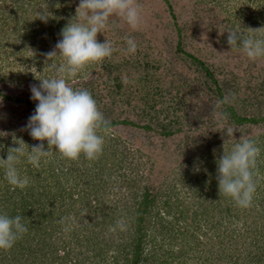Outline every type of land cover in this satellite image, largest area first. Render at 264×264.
<instances>
[{
    "label": "trees",
    "instance_id": "16d2710c",
    "mask_svg": "<svg viewBox=\"0 0 264 264\" xmlns=\"http://www.w3.org/2000/svg\"><path fill=\"white\" fill-rule=\"evenodd\" d=\"M135 1L139 27L111 18L97 39H108L113 54L67 77L57 72L63 58L47 54L79 0H0V160L16 141L28 151L41 143L6 127V111L16 119L37 102L9 93L5 82L65 75L91 92L106 121L94 160L61 158L55 148L39 168L22 158L23 189L12 190L0 164V212L21 215L28 228L0 250V264H264V57L251 60L222 39L233 28H262L252 34L264 38V0H252L253 16L236 15L239 0ZM225 97V126L261 149L248 208L221 197L216 179L224 147L243 135L226 136L213 119ZM204 222L214 238L198 253L192 241Z\"/></svg>",
    "mask_w": 264,
    "mask_h": 264
},
{
    "label": "clouds",
    "instance_id": "9594fccd",
    "mask_svg": "<svg viewBox=\"0 0 264 264\" xmlns=\"http://www.w3.org/2000/svg\"><path fill=\"white\" fill-rule=\"evenodd\" d=\"M41 10L39 18L46 22L48 10ZM113 17L120 18L132 29H137L141 23L140 9L135 0H79L76 15L62 29V38L55 49L47 54L49 58L60 56L65 61L57 72L72 77L85 67L110 57L114 51L111 42L108 39L99 42L97 36L98 33L104 34ZM248 29L249 32H241L238 28L227 31L231 49L239 47L251 60L264 57V38L252 34L262 28ZM127 45V52H136L137 44L133 38H127ZM38 80L41 82L39 85L30 86L31 99L37 103L25 127L33 139L41 143L28 151L24 147L26 143L19 139L23 142L16 141L18 146L9 149L7 159L0 160L4 166V178L12 190L17 187L23 189L29 183L17 167L22 158L33 168H39L42 160L52 154L53 148L61 158L72 161L79 160L81 156L94 160L103 151L104 137L97 130L106 121L91 92L74 89L65 75ZM227 102V97L217 101L213 119L220 125L221 132L231 137L239 129L224 124L227 116L220 109ZM43 141H47L48 150H45ZM260 152L257 142L244 133L230 151L224 147L223 155L216 161L221 197L234 201L241 208L252 205L257 190L255 169ZM118 223L124 227L122 222ZM27 231L21 215L10 216L0 212V250L11 249Z\"/></svg>",
    "mask_w": 264,
    "mask_h": 264
},
{
    "label": "rangeland",
    "instance_id": "374dc122",
    "mask_svg": "<svg viewBox=\"0 0 264 264\" xmlns=\"http://www.w3.org/2000/svg\"><path fill=\"white\" fill-rule=\"evenodd\" d=\"M135 2H139V1H135ZM239 5L238 7H236V9H239V12L237 11L236 15L242 16V14H240V10H245V14L246 16H253V14H255V12L257 11V5L251 0H239ZM68 3V2H67ZM232 5H234L232 3ZM236 11V10H235ZM254 18V17H253ZM242 20V18L240 19ZM228 33V32H227ZM223 41L225 40L226 43H228L227 40V36L224 34L222 36ZM56 43H50L49 44V50L48 53L52 52L55 49ZM225 46H228L227 44H224ZM78 81V80H77ZM3 87H5V89L8 90L9 93L12 94H16L22 97H31V91H30V86L33 85L31 82H21V81H15V82H5L2 84ZM2 103V102H1ZM7 105V104H6ZM2 105H0V110L2 111ZM2 113V112H1ZM6 114V118L8 120V124L6 125V127H12L14 128V130L17 131H25L27 130V128L25 127L27 122H28V117L31 116L33 113L32 112H28L25 109L23 111H21V113L19 114V116L14 119L9 116L8 111L5 112ZM14 119V120H13ZM15 126V127H14ZM203 226H201L200 228H198V231L196 233L197 235V239L192 241V245L193 243L195 245L198 246V253L202 250L204 251L207 247L210 246V242L213 240L211 233L212 232H208L207 229L205 228V222L202 224ZM199 239V240H198ZM216 240V238H215ZM193 245V246H195Z\"/></svg>",
    "mask_w": 264,
    "mask_h": 264
}]
</instances>
